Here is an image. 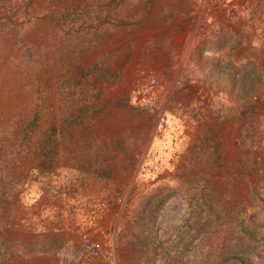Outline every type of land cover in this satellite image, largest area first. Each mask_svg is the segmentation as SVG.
<instances>
[{"label":"rangeland","instance_id":"374dc122","mask_svg":"<svg viewBox=\"0 0 264 264\" xmlns=\"http://www.w3.org/2000/svg\"><path fill=\"white\" fill-rule=\"evenodd\" d=\"M175 1L0 0V264H264V35L231 40L207 14L193 65L214 89L161 121L132 83L144 42L181 43ZM228 43L232 62L214 55ZM78 187L113 209L106 255L81 249L68 200L51 229L49 191Z\"/></svg>","mask_w":264,"mask_h":264},{"label":"crops","instance_id":"0c3cea01","mask_svg":"<svg viewBox=\"0 0 264 264\" xmlns=\"http://www.w3.org/2000/svg\"><path fill=\"white\" fill-rule=\"evenodd\" d=\"M166 10L167 12L176 11L182 14L180 19L181 43L169 45L166 54H164L163 48L161 49L157 46V44H161L157 42L159 40H156L153 44H150V41L144 42V55L141 61L143 65L135 67L138 74L134 77L132 83L134 96L138 98V107H145V99L136 92V83L148 73L155 74L160 79L162 102L155 111H157L156 115L161 121H163L168 111H170V106L176 107V105L181 104V100L188 101L193 99L194 96L200 98V95L203 93L204 95L207 93L211 94L214 89V83L210 79L212 74L210 66L203 65L199 70L193 65L194 57L196 56L194 33L200 30L201 27H204L206 18L210 16V18L215 20L214 22L223 25L231 40H236V37L242 35L245 37L249 36L250 44L253 46L257 44V38L264 35V0H176L171 5L166 6ZM249 30L252 31L250 32ZM246 31L248 35L245 34L247 33ZM261 50L264 51V48ZM151 52L153 53V57L149 55ZM218 53H220L219 56L225 61L232 62L236 60L234 45L231 43H228L220 51L214 52V55ZM229 65L232 66L231 63ZM90 151L93 150L88 151L90 153L88 154L89 156L93 154ZM85 157L86 155L82 156L77 165L79 164L81 168H87L89 171L85 173L89 175L88 180L90 183H95L98 176L96 173L102 164L94 159L87 161ZM58 181L62 180L58 179ZM80 190L82 188L79 189L78 187L77 192L70 196L71 198H68L66 191L65 193L60 192V190L56 192L53 188L49 191V199H47L52 203L53 208L55 207L54 197H56V194L62 199L61 202L60 200L58 202V214L54 216L56 225L54 224L55 227L51 229L60 232L65 227L66 211L69 210L67 205L68 200L70 207L72 206L71 210L73 206L75 207L76 211L73 218L76 222H79L80 228L105 241L109 236L113 235L114 227L112 226L110 229V221L114 216L113 209L110 204H107L108 201L104 197L101 199L98 194L89 196L87 198L88 204L84 207L83 192ZM41 191L38 198L40 199L39 202H43L42 200L48 196L43 192V188ZM47 250V248L44 249V252Z\"/></svg>","mask_w":264,"mask_h":264},{"label":"built area","instance_id":"2783aa9c","mask_svg":"<svg viewBox=\"0 0 264 264\" xmlns=\"http://www.w3.org/2000/svg\"><path fill=\"white\" fill-rule=\"evenodd\" d=\"M205 54L208 53L207 50L203 51ZM136 92L145 99V107L149 111H155L158 105L162 102L161 93V81L160 79L152 73L144 75L136 83ZM116 201H120V197H116ZM79 245L81 249L85 252H98L104 254L109 252V248L104 244V242L94 236L88 231H82L79 233Z\"/></svg>","mask_w":264,"mask_h":264},{"label":"trees","instance_id":"16d2710c","mask_svg":"<svg viewBox=\"0 0 264 264\" xmlns=\"http://www.w3.org/2000/svg\"><path fill=\"white\" fill-rule=\"evenodd\" d=\"M88 73H89V76H92L91 75V73H90V70H88ZM87 76V75H86ZM90 78V77H89ZM77 112L75 113V114H71V117L72 118H79V119H81V116H85V112H84V108L83 107H80V108H78L77 110H76ZM78 121H80V120H78ZM77 121V122H78ZM89 159H87V161H88ZM99 170H100V168H99ZM65 172V176H66V173H67V176L66 177H68V174L70 173V172H68V171H64ZM98 175V174H97ZM64 176V177H65ZM100 176V175H99ZM63 177V178H64ZM98 180V179H97ZM247 259V256H246V258H245V260Z\"/></svg>","mask_w":264,"mask_h":264}]
</instances>
